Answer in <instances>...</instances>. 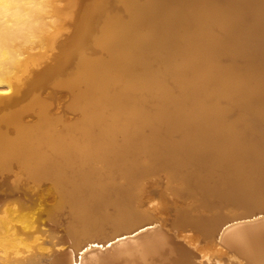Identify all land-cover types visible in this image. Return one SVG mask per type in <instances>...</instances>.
Wrapping results in <instances>:
<instances>
[{"label": "bare ground", "instance_id": "obj_1", "mask_svg": "<svg viewBox=\"0 0 264 264\" xmlns=\"http://www.w3.org/2000/svg\"><path fill=\"white\" fill-rule=\"evenodd\" d=\"M19 102L0 264H254L225 242L264 218L219 235L264 215V0H0V113Z\"/></svg>", "mask_w": 264, "mask_h": 264}, {"label": "water", "instance_id": "obj_2", "mask_svg": "<svg viewBox=\"0 0 264 264\" xmlns=\"http://www.w3.org/2000/svg\"><path fill=\"white\" fill-rule=\"evenodd\" d=\"M67 71H68V69H67ZM57 93H58V91L56 92V95H57ZM30 96H32V94ZM30 96H28V97L30 98ZM21 103L22 102H19L18 104L14 105V106L5 108L4 110L19 106V104L21 105ZM1 111H3V109ZM13 163H12V166L10 165V169L9 170H15L17 168V164L15 162H13ZM262 218H264V215H259L258 217H253L251 219H244V220H240V221L229 223V224L225 225L222 228V231H221V233L219 235V238L221 237V235H223V232L225 230H227V229H229V228H231L233 226L241 225V224L242 225L253 224V223H256L258 220H260ZM152 227H155V225L146 226L144 228H141V229H139L138 232H144V231H146L148 229H151ZM127 237H132V236H126L124 238H120L119 240L125 239ZM258 240H264V234L256 231L255 229H247V230L244 229L243 231H240L237 234H235V235H233L231 237H228L226 239L225 245H226L227 249H229V251H237V253L243 259H245L247 261H250V263H252L254 261L253 262L254 264H261V262L256 259V258H258V256H257L258 254L257 255L254 254V248H253L255 242L258 241ZM232 247H236L235 248L236 250H233L234 248H232ZM252 254L256 255V258H251ZM251 259H253V260H251Z\"/></svg>", "mask_w": 264, "mask_h": 264}, {"label": "rangeland", "instance_id": "obj_3", "mask_svg": "<svg viewBox=\"0 0 264 264\" xmlns=\"http://www.w3.org/2000/svg\"><path fill=\"white\" fill-rule=\"evenodd\" d=\"M144 1V0H143ZM120 10H122V12H123V14L125 15V18H126V20H128V18H129V15H128V13L125 11V9L122 7V9H120ZM93 54V56H95V57H99L100 56V54H101V51L100 50H97L96 52H93L92 53ZM53 89V88H52ZM56 91H58V93H57V96L54 98V104H53V112H56V114L57 115H62V114H65V116H68V114H70L71 112L67 109V106H68V104H71V102L73 101V96H72V94H71V90L70 89H67V88H63V89H61V88H59V89H55ZM59 102H60V104H59ZM19 106H21V105H19ZM19 106H16V107H14V108H17V107H19ZM59 106V107H58ZM14 108H9L8 110H5V111H8V112H4V110L0 113V121H1V117H2V115L3 114H5V113H9V112H11V110H13ZM11 109V110H10ZM27 117V118H26ZM25 117V119H26V121L27 120H31V122L30 121H28L27 122V124H33L34 123V121H35V118H30L31 116H26ZM33 119V120H32ZM3 128L4 129H6L7 128V126H6V124L5 123H3ZM2 126V125H1ZM10 135H11V137L12 136H16V132H14V130L13 129H11V131H10ZM2 168H0V170H1ZM15 170H18V166H17V168L15 169ZM10 171L11 170H6V172H8V173H10ZM11 173H15V171L14 170H12L11 171ZM48 185H50L49 184V182H47V184H46V186L44 187L45 189V191H47V193L49 194H47L45 191H43L45 194H47L46 195V199H48L49 198V196H50V188L48 187ZM51 196L53 197H51V199H53V200H51V199H48L50 202H51V205L50 206H48V205H46L45 204V207L46 208H50V207H52V203L53 202H56V200H57V198H56V194H54L53 193V191H51ZM55 197H54V196ZM48 197V198H47ZM55 199V200H54ZM47 200V201H48ZM48 201V203L47 204H50V202ZM53 201V202H52ZM228 210V209H227ZM226 210V211H227ZM211 248V247H210ZM212 250V249H211ZM213 251V250H212Z\"/></svg>", "mask_w": 264, "mask_h": 264}]
</instances>
